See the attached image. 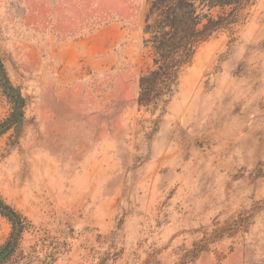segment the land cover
<instances>
[{
  "label": "rangeland",
  "instance_id": "374dc122",
  "mask_svg": "<svg viewBox=\"0 0 264 264\" xmlns=\"http://www.w3.org/2000/svg\"><path fill=\"white\" fill-rule=\"evenodd\" d=\"M146 12L0 0V59L25 99L0 136V198L28 222L6 264H264V0L211 10L221 27L139 104ZM9 233L0 216V246Z\"/></svg>",
  "mask_w": 264,
  "mask_h": 264
},
{
  "label": "trees",
  "instance_id": "16d2710c",
  "mask_svg": "<svg viewBox=\"0 0 264 264\" xmlns=\"http://www.w3.org/2000/svg\"><path fill=\"white\" fill-rule=\"evenodd\" d=\"M247 0H145L142 34L143 45L153 54L155 67L147 76L139 78L138 103H149L167 93L182 66L189 62L195 48L221 27L222 17L210 11L230 8L232 14ZM0 91L10 105V112L0 121V136L17 128L24 116L25 99L13 86L0 59ZM0 216L10 225V233L0 246V264L11 261L28 222L0 198Z\"/></svg>",
  "mask_w": 264,
  "mask_h": 264
}]
</instances>
